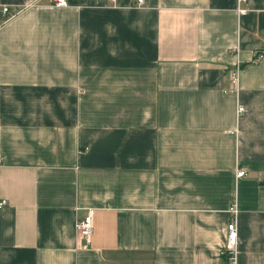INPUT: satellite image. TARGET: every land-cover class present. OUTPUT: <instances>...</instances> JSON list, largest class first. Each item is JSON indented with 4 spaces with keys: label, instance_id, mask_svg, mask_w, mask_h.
Segmentation results:
<instances>
[{
    "label": "crops",
    "instance_id": "crops-1",
    "mask_svg": "<svg viewBox=\"0 0 264 264\" xmlns=\"http://www.w3.org/2000/svg\"><path fill=\"white\" fill-rule=\"evenodd\" d=\"M34 1L0 0V264H223L235 203L264 264V0Z\"/></svg>",
    "mask_w": 264,
    "mask_h": 264
},
{
    "label": "built area",
    "instance_id": "built-area-1",
    "mask_svg": "<svg viewBox=\"0 0 264 264\" xmlns=\"http://www.w3.org/2000/svg\"><path fill=\"white\" fill-rule=\"evenodd\" d=\"M242 2H246L247 0H239ZM36 0L29 5H34ZM139 4L144 3V0H138ZM54 6L57 7H65L68 5L67 0H53ZM10 11L8 6L2 8V14H7ZM240 12H245L246 9H239ZM264 56H258V60L262 59ZM240 70L241 64H237L233 69L230 70L229 76L231 83L233 84L235 91L238 93L239 91V81H240ZM247 109L243 105H239L238 107V115L245 113ZM247 175V170L240 168L237 170L236 176L238 178L244 177ZM7 204V200L2 199L0 200V209L3 208ZM231 212L234 215L233 220L228 224L227 227V242L224 249L221 252V255L224 256L225 262L223 264H238V253H239V245H240V238H239V230L237 224V214H238V206L235 203L232 208ZM77 232L80 238V241L83 244H88L91 242L93 233H94V226H93V217L91 210L82 218H80L77 222Z\"/></svg>",
    "mask_w": 264,
    "mask_h": 264
}]
</instances>
